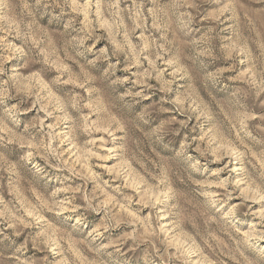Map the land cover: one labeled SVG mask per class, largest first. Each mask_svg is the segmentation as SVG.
<instances>
[{
    "label": "rangeland",
    "instance_id": "obj_1",
    "mask_svg": "<svg viewBox=\"0 0 264 264\" xmlns=\"http://www.w3.org/2000/svg\"><path fill=\"white\" fill-rule=\"evenodd\" d=\"M0 264H264V0H0Z\"/></svg>",
    "mask_w": 264,
    "mask_h": 264
}]
</instances>
